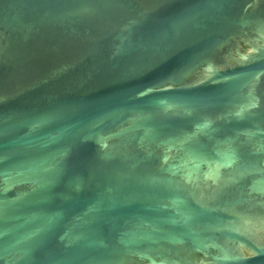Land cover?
Here are the masks:
<instances>
[{
    "label": "water",
    "instance_id": "water-1",
    "mask_svg": "<svg viewBox=\"0 0 264 264\" xmlns=\"http://www.w3.org/2000/svg\"><path fill=\"white\" fill-rule=\"evenodd\" d=\"M0 264H264V0H0Z\"/></svg>",
    "mask_w": 264,
    "mask_h": 264
}]
</instances>
